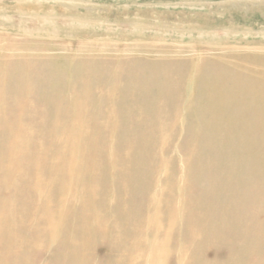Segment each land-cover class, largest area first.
<instances>
[{"label":"rangeland","instance_id":"374dc122","mask_svg":"<svg viewBox=\"0 0 264 264\" xmlns=\"http://www.w3.org/2000/svg\"><path fill=\"white\" fill-rule=\"evenodd\" d=\"M78 1L103 30L33 35L16 29L40 24L0 17V264H264V0H132L150 7L149 26L179 34L129 37L108 29L121 26L104 10L113 0Z\"/></svg>","mask_w":264,"mask_h":264},{"label":"bare ground","instance_id":"6f19581e","mask_svg":"<svg viewBox=\"0 0 264 264\" xmlns=\"http://www.w3.org/2000/svg\"><path fill=\"white\" fill-rule=\"evenodd\" d=\"M87 1V0H86ZM152 1V0H151ZM176 1V0H175ZM247 1V0H246ZM258 1V0H257ZM146 2V1H145ZM148 2V1H147ZM150 2V1H149ZM248 2H249V0H248ZM252 2V1H251ZM82 2L81 1H78V0H4V2H3V4H1L2 6H0V17H2L3 19H8V20H11V19H13V18H16V20H19V21H29V22H31V21H33L34 23H38V24H40V27H31L30 25H28V26H23V27H20V28H18V29H16V31H20V32H26V33H29V34H33V35H39V34H45V35H48V34H64V33H70V34H83V33H92V32H97V31H99V30H103L104 28H105V26H104V23H103V21L102 22H100V21H98V17H100V16H98V17H94V16H92V12H94V8H88L87 6H83V4H81ZM141 3V2H140ZM165 3V2H164ZM232 3V2H231ZM258 3H260V2H258ZM66 4V5H65ZM178 4V3H177ZM198 4V3H197ZM203 4H205V3H203ZM222 4V3H221ZM241 4V3H240ZM247 4V3H246ZM250 4V3H249ZM113 8H108V9H104V10H106L107 12H109V15H111V14H113L112 12H110V11H113V10H115V16H116V19H117V21H118V24H121V26H117V27H115V28H111V27H109L108 29H109V31H111V33L112 34H114L115 36H134V35H144L145 36V34L149 31V29H155V31L157 32V30L159 31V33H170V34H174L175 36L176 35H178L179 34V30L177 31L176 29H169V30H164L160 25H155V26H149L148 24H147V22H146V18H148L149 16H151V14L149 13V10H150V7H148V6H145V5H142V4H138V2H134V1H132V0H113ZM172 5V4H171ZM186 5V4H185ZM217 5H218V3H217ZM242 5V4H241ZM244 5V4H243ZM261 5V4H260ZM116 6V7H115ZM198 6H199V4H198ZM232 6H233V3H232ZM249 6V5H248ZM255 6V5H254ZM208 7V6H207ZM216 7V6H215ZM219 7V6H218ZM225 7V6H224ZM263 7V6H262ZM156 8V7H155ZM158 8V7H157ZM172 8V7H171ZM170 7H168V6H166V9H171ZM175 8V7H174ZM173 8V9H174ZM182 8V7H181ZM230 8V7H229ZM188 9V8H187ZM210 9V8H209ZM236 9H239V8H237L236 7ZM262 9H264V8H262ZM164 10V9H163ZM180 10H182V9H180ZM196 10V9H195ZM221 10V9H220ZM229 10V9H228ZM227 10V11H228ZM235 10V9H234ZM199 11V10H198ZM238 11V10H237ZM247 11V10H246ZM244 12H245V10H244ZM255 12V11H254ZM242 13V12H241ZM94 14H96V13H94ZM106 14V13H105ZM171 15H173L172 13H170ZM231 14V13H230ZM236 14H237V12H236ZM107 15V14H106ZM165 15V14H164ZM163 15V16H164ZM198 15V14H197ZM202 15V14H201ZM201 15H200V17H201ZM204 15V14H203ZM208 15V14H207ZM220 15V14H219ZM233 15V14H232ZM240 15V14H239ZM242 15V14H241ZM250 15H252V14H250ZM167 16H168V14H167ZM213 16H215V15H212V17ZM229 16V15H228ZM235 16V15H234ZM248 16V15H247ZM253 16V15H252ZM263 16V15H262ZM161 17V16H160ZM183 17V16H182ZM205 17V16H204ZM209 17V16H208ZM208 17H206V18H208ZM241 17H243V15L241 16ZM102 18V17H101ZM152 18V17H151ZM165 18V17H164ZM170 18V17H169ZM173 18V17H172ZM218 18V17H217ZM235 18V17H234ZM244 18V17H243ZM255 17H253V19H254ZM162 19V18H161ZM183 19H185V18H183ZM212 19V18H211ZM210 19V20H211ZM225 19V18H224ZM236 19H238L237 17H236ZM263 19H264V17H263ZM58 20H64L65 22L63 23V24H59V25H57V23H56V21H58ZM172 20V19H171ZM177 20V19H176ZM196 20V19H195ZM246 20V19H245ZM167 21H168V19H167ZM205 21V20H204ZM209 21V20H208ZM234 21V20H233ZM237 21V20H236ZM169 22V21H168ZM179 22V21H178ZM199 22H201V21H199ZM203 22V21H202ZM222 22V21H221ZM230 22V21H229ZM182 23V22H181ZM193 23V22H192ZM209 23V22H208ZM231 23H232V21H231ZM127 25V30H122V25ZM163 24V23H162ZM167 24V23H166ZM186 24V23H185ZM195 24H193L192 26H194ZM164 26V25H163ZM186 26V25H185ZM197 26V25H196ZM171 27V26H170ZM195 27V26H194ZM252 27V26H251ZM8 28L10 29V30H13V31H15V28L13 27V26H10V25H8ZM166 28V27H165ZM187 28V27H186ZM229 29H230V27H228ZM237 28V27H236ZM107 29V30H108ZM203 29H205L204 27H203ZM240 29V28H239ZM165 32H164V31ZM196 30V29H195ZM232 30V29H231ZM245 30V29H244ZM247 30V29H246ZM154 31V30H153ZM216 31V30H215ZM214 31V32H215ZM223 31V30H222ZM100 32V31H99ZM184 32V31H183ZM182 32V33H183ZM197 32V31H196ZM196 32H192V31H185V33L184 34H188V33H196ZM200 32H202V31H200ZM226 32V31H225ZM228 32V31H227ZM232 33V32H231ZM244 33V32H243ZM206 34V33H205ZM221 34V33H220ZM225 34V33H224ZM201 35V34H200ZM208 34H206L205 36H207ZM214 35V34H213ZM169 36V35H168ZM171 36V35H170ZM233 36V35H232ZM137 38V37H136ZM182 38V37H181ZM211 38H212V36H211ZM228 39V38H227ZM231 40V39H230ZM229 42V41H228ZM110 44V43H109ZM245 44V43H244ZM243 44V45H244ZM246 44H248V43H246ZM96 45V44H95ZM112 45V44H111ZM135 45H137V44H135ZM238 45V44H237ZM110 46V45H109ZM122 46V45H121ZM152 46H154V45H152ZM151 46V47H152ZM162 46V45H161ZM210 46V45H209ZM128 47V46H127ZM160 47V46H159ZM171 47H173V46H171ZM214 47V46H213ZM104 48V47H103ZM111 48V47H110ZM174 48V47H173ZM136 49H137V47H136ZM144 49V48H143ZM146 49V48H145ZM238 49V48H237ZM247 49V48H246ZM134 50V49H133ZM146 51V50H145ZM172 51H173V49H172ZM240 52V51H239ZM249 52V51H248ZM228 53V52H227ZM231 53V52H230ZM232 53H234V52H232ZM254 53V52H253ZM252 53V54H253ZM251 54V53H250ZM250 54H248V55H250ZM226 55V54H225ZM256 55V54H255ZM254 55V56H255ZM222 56H223V54H222ZM231 56V55H230ZM235 56H237V55H235ZM241 56V55H240ZM243 56V55H242ZM241 56V57H242ZM260 57V56H259ZM61 58V57H60ZM245 57L243 56V58H240L241 59V61H242V59H244ZM252 58V57H251ZM228 59V58H227ZM234 59V58H233ZM247 59V58H246ZM250 59V58H249ZM53 60V59H52ZM57 60V59H56ZM116 60V59H115ZM218 60H219V58H218ZM221 60V59H220ZM54 61V60H53ZM60 61V60H59ZM229 61V60H228ZM244 61V60H243ZM251 61V60H250ZM254 61H256V58L254 59ZM254 61H251V62H253V63H255ZM67 62V61H66ZM65 62V63H66ZM222 62V61H221ZM225 62V61H224ZM247 62H248V60H247ZM250 62V63H251ZM58 63V62H57ZM237 63V62H236ZM103 64H105V63H103ZM252 64V63H251ZM256 64V63H255ZM259 64V63H258ZM69 65V64H68ZM71 65V64H70ZM108 65V64H107ZM253 65V64H252ZM67 66V65H66ZM101 66V65H100ZM100 66H98V67H100ZM213 66H215L214 64H213ZM234 66V65H233ZM232 66V67H233ZM237 66V65H236ZM259 66H261V65H259ZM56 67V66H55ZM58 67H59V65H58ZM115 67H116V64H115ZM248 67H250V66H248ZM70 68V67H69ZM96 68V67H95ZM95 68H93V70L95 69ZM103 68V67H102ZM215 68V67H214ZM227 68V67H226ZM230 68V67H229ZM238 68V67H237ZM253 68V67H252ZM58 69V68H57ZM61 69V68H60ZM115 69V68H114ZM122 69V68H121ZM236 69V68H235ZM242 69H244V68H242ZM246 69V68H245ZM256 69V68H255ZM237 70H239V69H237ZM259 70V69H258ZM96 71V70H95ZM111 71H113L112 69H111ZM232 71H234V69L232 70ZM247 71H248V69H247ZM257 71V70H256ZM13 72V71H12ZM203 72V71H202ZM231 72V71H230ZM259 72V71H258ZM15 73V72H14ZM57 72H55L54 74L55 75H57L56 74ZM87 73V72H86ZM221 73V72H220ZM250 73V72H249ZM54 74H53V76H54ZM201 74V73H200ZM213 74H214V72H213ZM223 74V73H222ZM232 74V73H231ZM234 74H235V72H234ZM233 74V75H234ZM240 74L241 73H238V75L240 76ZM255 74V73H254ZM263 74V73H262ZM38 75V74H37ZM63 75H65V74H62V76ZM94 75H95V73H94ZM219 75V74H218ZM218 75H217V78H218ZM224 75V74H223ZM235 75H237V73L235 74ZM234 75V76H235ZM242 75H243V73H242ZM253 75V74H252ZM39 76H40V74H39ZM49 76V75H48ZM47 76V77H48ZM52 76V77H53ZM68 76V75H67ZM212 76V75H211ZM233 76V77H234ZM262 76V75H261ZM55 77V76H54ZM65 77V76H64ZM63 77V78H64ZM232 77V76H231ZM248 77V76H247ZM212 78V77H211ZM217 78L215 79L216 80V82H219V81H217ZM238 79H240L241 81H242V76H240V77H237ZM253 78V77H252ZM26 79H27V77H26ZM204 79V78H203ZM219 79V78H218ZM235 79V78H234ZM237 79V80H238ZM237 80L236 81H234L235 83L237 82ZM243 80H245V79H243ZM246 80H247V78H246ZM245 80V81H246ZM250 80H251V77H250ZM249 80V81H250ZM261 80V79H260ZM205 81V80H204ZM207 81H209L208 80V78H207ZM227 81H228V79H227ZM255 81H256V79H255ZM255 81H254V83H255ZM233 82V81H232ZM258 82H259V80H257V84L256 85H258ZM264 82V81H263ZM204 83H207V82H204ZM220 83V82H219ZM218 83V84H219ZM68 84V83H67ZM199 84H200V82H199ZM203 84V83H202ZM202 84H200L199 86H201ZM209 84V83H208ZM213 84H215L214 83V80H213ZM222 84V83H221ZM232 84H234V83H232ZM238 84H239V80H238ZM237 84V85H238ZM245 84H247V85H249V83H247V81L245 82ZM253 84V83H252ZM264 84V83H263ZM204 85H207V84H204ZM212 85V84H211ZM211 85H208V86H211ZM229 85V84H228ZM203 86V85H202ZM208 86H205L206 88L208 87ZM218 86V85H217ZM220 86V85H219ZM222 86H224V84L222 85ZM235 86V85H234ZM240 86H242V85H240ZM250 86H251V83H250ZM253 86V85H252ZM251 86V87H252ZM260 86H262L263 87V85H260ZM204 87V86H203ZM204 87V88H205ZM221 87V86H220ZM230 87V86H229ZM239 87V86H238ZM245 87V85H244V82H243V88ZM247 87V86H246ZM245 87V88H246ZM261 87V88H262ZM203 88V93L205 92V89ZM210 88V87H209ZM214 88V87H213ZM223 88V87H222ZM231 88V87H230ZM229 88V89H230ZM239 88H241V87H239ZM245 88L244 89H241V90H245ZM247 88H250V87H247ZM246 88V89H247ZM253 89H249V90H253L254 91V86L252 87ZM264 88V87H263ZM217 89V88H216ZM220 89V88H219ZM233 89V88H232ZM231 89V90H232ZM258 89H259V85H258ZM258 89L256 88V91L255 92H257V93H260L259 91H258ZM221 90H223V89H221ZM236 90H238V88L236 87ZM259 90H261V89H259ZM69 91V90H68ZM225 91V90H224ZM234 92V94H235V90H233ZM250 91V93H252ZM70 92V91H69ZM209 92V91H208ZM208 92H205L204 94L202 93V96L203 95H206V94H209ZM212 92H214L213 90H212ZM241 92V91H240ZM75 93V92H74ZM73 93V94H74ZM217 93V92H216ZM225 93V92H224ZM237 93V92H236ZM243 93V92H242ZM257 93H255V94H257ZM264 93V92H263ZM69 94V93H68ZM72 94V95H73ZM199 94H201V93H199ZM223 94V93H222ZM232 94V93H231ZM239 94H241V93H239ZM245 94V92L242 94V95H244ZM262 94V93H261ZM224 95V94H223ZM263 95V94H262ZM200 97H201V95H199ZM206 96H208V95H206ZM210 96V95H209ZM218 96V95H217ZM233 96V95H232ZM239 96V95H238ZM237 96V97H238ZM245 96H247L246 94H245ZM252 96V95H251ZM264 96V95H263ZM215 97V96H214ZM220 97V96H219ZM225 97V96H224ZM229 97V96H228ZM235 97H236V95H235ZM236 97V98H237ZM247 97H249V96H247ZM259 97V96H258ZM260 97H261V95H260ZM73 98H76V97H73ZM213 98V97H212ZM243 98H245V97H243ZM242 98V99H243ZM251 98V97H250ZM215 99H217V98H215ZM234 99L235 98H233L232 97V101H234ZM239 99H241V98H239ZM210 100H212V99H210ZM218 100V99H217ZM224 100H227V99H224ZM230 100H231V98H230ZM246 99H244L243 101H245ZM253 100H254V97H253ZM202 101V100H201ZM222 101H223V99H222ZM232 101H230L231 103H232ZM235 101H237V100H235ZM243 101L242 102H236L235 104H237V107H238V104L239 103H242V105H243ZM247 101V100H246ZM23 102H25V101H23ZM28 102V101H27ZM209 103H210V101H208ZM215 102H216V100H215ZM214 102V103H215ZM218 102V101H217ZM216 102V103H217ZM226 102H228V100L227 101H225V104H227ZM252 103H253V101H251ZM256 102V101H255ZM211 103H213V102H211ZM214 103L213 104H211V105H213V108H214ZM246 103V102H245ZM247 103H250V102H247ZM218 104V105H217ZM216 105H217V107L219 106L220 107V105H219V102L217 103ZM255 104V103H254ZM254 104H252V105H254ZM28 104H26L25 106H27ZM210 105V106H211ZM223 105H224V103H223ZM233 105V104H232ZM250 105H251V103H250ZM252 105H251V107H252ZM240 106V105H239ZM256 106H257V103H256ZM76 108H77V106H75ZM74 107V108H75ZM216 107V106H215ZM216 107V108H217ZM219 107L217 108V110H219ZM230 107V106H229ZM241 108L243 107V106H240ZM239 107V108H240ZM248 107V106H247ZM27 108V107H26ZM25 108V109H26ZM72 108V107H71ZM95 108V107H94ZM244 108H246V107H244ZM256 108V107H255ZM258 108V107H257ZM262 108H263V106H262ZM82 109V108H81ZM80 109V110H81ZM222 109H223V107H222ZM224 109H225V106H224ZM250 109V108H249ZM27 110V109H26ZM77 110V109H76ZM84 110V109H83ZM213 110H215V109H213ZM242 110H244L243 108H242ZM257 110V109H256ZM212 111V110H211ZM210 111V112H211ZM221 111V110H220ZM238 111V110H237ZM245 111V110H244ZM250 111V110H249ZM253 111H255V110H253ZM251 112V114L252 113H254V115H255V113H256V111L255 112ZM262 111V110H261ZM218 112V111H217ZM227 112V111H226ZM225 112V113H226ZM234 112H236V110H235V108H234ZM241 112V111H240ZM212 113H213V111L211 112V116H212ZM216 112H214V114H215ZM219 113V112H218ZM221 113H222V111H221ZM232 113H233V110H232ZM244 113H246V111L244 112ZM260 113V112H259ZM25 114V113H24ZM75 114V113H74ZM220 114V113H219ZM237 114V113H233V116H235V115ZM239 114V113H238ZM248 114V113H247ZM261 114V113H260ZM222 115V118H223V114H221ZM231 115V114H230ZM229 115V116H230ZM245 115V114H244ZM253 115V116H254ZM263 115V114H262ZM262 115H260V118H262ZM75 116H76V114H75ZM216 116V115H215ZM214 116V117H215ZM218 116V115H217ZM225 116H226V114H225ZM237 116H239V115H237ZM242 116V115H241ZM240 116V117H241ZM252 116V115H251ZM255 116H257V115H255ZM74 117V116H73ZM228 117V116H227ZM243 117H245V119H246V115L245 116H242V118ZM76 118V117H75ZM218 118V117H217ZM231 118H232V116H231ZM237 118V117H236ZM235 118V119H236ZM250 118V117H249ZM248 118V119H249ZM255 118V117H254ZM259 118V117H258ZM258 118H255V119H258ZM264 118V117H263ZM262 118V119H263ZM69 119H71L72 120V118H69ZM78 119H79V117H78ZM77 119V120H78ZM220 119V118H219ZM226 119V118H225ZM228 119H230V117H228ZM228 119H226V121L228 120ZM240 119V118H239ZM239 119H237V120H239ZM244 119V118H243ZM248 119H246V121L248 120ZM20 120V119H19ZM26 120H27V118H26ZM231 120H233V118L232 119H230V122H232L233 123V121H231ZM250 120V119H249ZM264 120V119H263ZM205 121V120H204ZM212 120H210V122H211ZM235 121V120H234ZM244 121V120H243ZM261 121V120H260ZM57 122V121H56ZM70 122V121H69ZM208 122V121H207ZM217 122V121H216ZM219 122V121H218ZM238 122V121H237ZM20 123V122H19ZM68 123V122H67ZM72 123V122H71ZM209 123V122H208ZM224 123V122H223ZM222 123V124H223ZM235 123V122H234ZM241 123H242V121L239 123L240 125H241ZM252 123V122H251ZM250 123V124H251ZM261 123V122H260ZM264 123V122H263ZM6 124V123H5ZM57 124V123H56ZM209 124H212V123H209ZM229 124V123H228ZM237 124V123H236ZM244 122L242 123V126L243 127H241V128H244ZM247 124V123H246ZM245 124V125H246ZM249 124V125H250ZM254 124V123H253ZM258 124V128H259V130L260 129H262V125H261V128L259 127V122L257 123ZM22 125H24V124H22ZM204 125H205V123H204ZM235 125V124H234ZM256 125V124H255ZM19 126H20V124H19ZM25 126V125H24ZM73 126V125H72ZM220 126L222 127V131H223V129H224V127L221 125V123H220ZM220 126L219 127H217V128H220ZM230 126V125H229ZM232 126V125H231ZM18 127V124L16 125V128ZM22 127V126H21ZM206 127H208V125L206 126ZM226 127V126H225ZM240 127V126H239ZM248 127H250V126H248ZM255 127H257V126H255ZM255 127H254V129H255ZM23 128V127H22ZM73 128H75L74 126H73ZM210 128V127H209ZM214 128V127H213ZM229 128H231V127H229ZM233 128V127H232ZM252 128H253V126H252ZM24 129V128H23ZM208 129V128H207ZM216 129V128H215ZM228 129V128H227ZM245 129V128H244ZM244 129H241V130H244ZM18 130V129H17ZM16 130V131H17ZM73 130V129H72ZM234 129H232V131H233ZM237 130V129H236ZM235 130V131H236ZM23 132H24V130H22ZM78 131H79V128H78ZM78 131H77V133H78ZM81 131V130H80ZM79 131V132H80ZM219 131V130H218ZM226 131V129H224V132ZM230 130H227V132H229ZM232 131H230V132H232ZM257 131H258V129H257ZM229 132V133H230ZM239 131H237V133H238ZM242 132V131H241ZM249 132H251V135H253L252 133H253V131H250L249 130ZM264 132V131H263ZM9 133V132H8ZM76 133V132H75ZM73 134H74V132H73ZM79 134H81V133H79ZM222 134H223V132H222ZM233 134V133H232ZM242 134H243V132H242ZM242 134H240V135H242ZM260 134H262L263 135V133H261L260 132ZM11 135V134H10ZM13 135V134H12ZM18 135V134H17ZM234 136H235V133L233 134ZM240 135L238 134V137H240ZM244 135V134H243ZM242 135V136H243ZM256 135H257V133H256ZM20 136H22L23 138H24V135H20ZM82 136V135H81ZM233 136V137H234ZM241 136V137H242ZM258 136H260V135H258ZM257 136V137H258ZM72 137V136H71ZM236 137H237V135H236ZM237 137V138H238ZM254 137V136H253ZM256 137V136H255ZM243 138V140L245 139H247V138H249V136L247 137V138H244V137H242ZM77 139V138H76ZM229 139V138H228ZM233 140H234V138H232ZM236 139V138H235ZM239 139V138H238ZM257 139H260V138H257ZM256 139V140H257ZM55 140V139H54ZM241 140V139H240ZM240 140H238V141H240ZM250 140H251V138H250ZM252 140H254V139H252ZM16 141V140H15ZM70 141V140H69ZM75 140H73V142H74ZM231 140H229V142H230ZM246 141H248V140H246ZM245 141V142H246ZM255 141V140H254ZM253 141V143H255V144H257L256 142H254ZM260 141H261V139H260ZM19 142V141H18ZM71 142V141H70ZM223 142V141H222ZM227 142H228V140H227ZM235 142H236V140H235ZM251 142V141H250ZM21 143H22V140H21ZM53 143V142H52ZM75 143V142H74ZM73 143V144H74ZM76 143H77V141H76ZM261 143H262V141H261ZM16 144V143H15ZM93 144H94V142H93ZM231 144H232V142H231ZM248 144H249V142H248ZM254 144V147L256 146ZM7 145H9V143L7 144ZM95 145V144H94ZM226 145H228V144H226ZM244 145V144H243ZM242 145V146H243ZM250 145H251V143H250ZM264 144L262 143V146H263ZM19 146V145H18ZM17 146V147H18ZM75 146L76 145H74V148H75ZM78 146V145H77ZM97 146V145H96ZM245 146H248V145H246L245 144ZM9 147V146H8ZM68 147H69V145H68ZM79 147V146H78ZM249 147V146H248ZM254 147H253V149H254ZM77 148V147H76ZM80 148V147H79ZM92 148H94V147H92ZM91 148V149H92ZM236 148V147H235ZM242 148V147H241ZM250 148H252V145L250 146ZM12 149V148H11ZM16 149V148H15ZM78 149V148H77ZM87 149V148H86ZM88 149H90V148H88ZM87 149V150H88ZM232 149V148H231ZM249 149V148H248ZM10 150V149H9ZM82 150V149H81ZM94 150V149H93ZM96 150V149H95ZM235 150V149H234ZM239 150V149H238ZM237 150V151H238ZM12 151V150H11ZM241 151H242V149H241ZM258 151V150H257ZM74 152H76V151H74ZM79 152V151H78ZM77 152V153H78ZM90 152V151H89ZM10 153V152H9ZM240 153H242V152H240ZM251 154H252V151L250 152ZM11 154V153H10ZM13 154V153H12ZM88 154V153H87ZM250 154V155H251ZM71 155V154H70ZM75 155H76V153H75ZM78 155V154H77ZM82 155V154H81ZM90 155V154H89ZM88 155V156H89ZM92 155V154H91ZM233 155V154H232ZM242 155V154H241ZM253 155V154H252ZM258 155H259V151H258ZM7 156H9L8 154H7ZM229 156H231V154L229 155ZM263 156V155H262ZM1 157V156H0ZM79 157V156H78ZM91 157V156H90ZM89 157V158H90ZM251 157V156H250ZM256 157H258L257 155H256ZM264 157V156H263ZM3 158V157H2ZM66 158H68V155H67V157ZM75 158V157H74ZM86 158H88L87 156H86ZM92 158V157H91ZM90 158V159H91ZM95 158V157H94ZM234 158V157H233ZM253 158V157H252ZM251 158V159H252ZM7 159V158H6ZM5 159V160H6ZM10 159H11V156H10ZM9 159V160H10ZM82 159V158H81ZM228 159H230V158H228ZM235 159V158H234ZM78 160V159H77ZM84 161H85V159H83ZM83 160H80V161H83ZM92 161H93V159H91ZM97 160V159H96ZM231 160V159H230ZM238 160H241V159H238ZM253 160V159H252ZM2 161V160H1ZM3 161H4V159H3ZM2 161V162H3ZM7 161V160H6ZM67 161V160H66ZM90 161V160H89ZM63 162V161H62ZM77 162V161H76ZM79 162V161H78ZM81 163V162H80ZM91 163V162H90ZM229 163H231V164H233L231 161L229 162ZM235 163H236V161H235ZM3 164V163H2ZM2 164L0 165V166H2ZM65 164V163H64ZM85 164V163H84ZM87 164H89V163H87ZM86 165V164H85ZM238 165V164H237ZM10 166V165H9ZM61 166V165H60ZM68 166V165H67ZM78 166H79V164H78ZM82 166V165H81ZM87 166V165H86ZM243 166H244V163H243ZM62 167V166H61ZM66 167V166H65ZM69 167V166H68ZM80 167V166H79ZM88 167V166H87ZM231 167H233V165L231 166ZM2 168V167H1ZM5 168V167H4ZM6 168H7V166H6ZM10 168V167H9ZM77 168V167H76ZM81 168V167H80ZM241 168H243V167H241ZM3 169V168H2ZM67 169V168H66ZM249 169V168H248ZM255 169V168H254ZM10 170V169H9ZM9 170H7L8 172H9ZM14 170V169H13ZM69 170H71V169H69ZM82 170H84V169H82ZM242 170V169H241ZM3 171H6V170H3ZM6 171V172H7ZM25 171H27V170H25ZM78 171V170H77ZM91 171V170H90ZM236 170H234V172H235ZM7 172V173H8ZM72 171H70V173H71ZM241 172V171H240ZM0 173H1V171H0ZM30 173V172H29ZM28 173V174H29ZM60 173H61V171H60ZM73 173H74V171H73ZM78 173V172H77ZM16 174V173H15ZM81 174V173H80ZM89 175H90V172H89ZM238 175V174H237ZM252 175V174H251ZM263 175V174H262ZM5 176V175H4ZM15 176V175H14ZM73 176V175H72ZM71 176V177H72ZM80 177H81V175H79ZM82 176H83V174H82ZM88 176V175H87ZM24 177V176H23ZM78 177V176H77ZM80 177H79V179H80ZM17 178H19V177H17ZM74 177H72V179H73ZM7 179V178H6ZM54 179V178H53ZM84 179H86V176H85V178ZM8 180V179H7ZM14 180V179H13ZM24 180V179H23ZM31 180V179H30ZM82 180L83 179H81V181L80 182H82ZM1 181H4V180H1ZM76 181H77V179H76ZM5 182H8V181H5ZM29 182V181H28ZM9 183H11V182H9ZM2 184V183H1ZM259 184V183H258ZM28 185V184H27ZM263 185V184H262ZM22 186V185H21ZM38 186V185H37ZM62 186V185H61ZM15 187V186H14ZM20 187V186H19ZM52 187V186H51ZM59 187V186H58ZM58 187H56V188H58ZM22 188V187H21ZM31 188V187H30ZM62 188V187H61ZM68 188H70L69 186H68ZM75 188V187H74ZM239 188V187H238ZM263 188V187H262ZM20 189V188H19ZM23 189V188H22ZM51 190V189H50ZM62 190V189H61ZM66 190V189H65ZM83 190V189H82ZM21 191V190H20ZM32 191V190H31ZM52 191V190H51ZM54 191H55V189H54ZM79 191V190H78ZM89 191V190H88ZM18 192V191H17ZM37 192H38V190H37ZM53 192V191H52ZM58 192H60L59 190H58ZM68 192H70L69 190H68ZM33 193V192H32ZM55 193V192H54ZM63 193V192H62ZM61 193V194H62ZM77 193V192H76ZM79 193V192H78ZM253 193V192H252ZM34 194V193H33ZM70 194V193H69ZM34 195H36V194H34ZM83 195V194H82ZM28 196H29V194H28ZM32 196V195H31ZM37 196V195H36ZM71 196V195H70ZM79 195H77V197H78ZM84 196H86V195H84ZM84 196H82V197H84ZM15 197H17V196H15ZM14 197V198H15ZM30 197V196H29ZM73 197V196H72ZM76 197V198H77ZM19 198H20V195H19ZM32 198H34L33 196H32ZM155 198H156V196H155ZM257 198V197H256ZM21 199L22 198H20V201H21ZM36 199V198H35ZM73 199V198H72ZM34 200V199H33ZM81 200V199H80ZM79 200V201H80ZM85 200V199H84ZM90 200H91V198H90ZM26 201V200H25ZM29 201V200H28ZM77 201V200H76ZM255 201H257V199L255 200ZM255 201H254V204H255ZM253 202V201H252ZM34 203H36V202H34ZM33 203V204H34ZM68 203V202H67ZM71 203V202H70ZM80 203V202H79ZM12 204V203H11ZM21 205H22V202L20 203ZM32 204V205H33ZM39 204V203H38ZM37 204V205H38ZM42 205V204H41ZM75 205V204H74ZM1 206V205H0ZM11 206V205H10ZM24 206V205H23ZM35 206V205H34ZM21 207V206H20ZM29 207V206H28ZM40 207V206H39ZM74 207V206H73ZM24 208V207H23ZM56 208V207H55ZM10 209H11V207H10ZM31 209H32V206H31ZM33 209H35L34 207H33ZM37 209V208H36ZM57 209V208H56ZM74 209V208H73ZM12 210V209H11ZM50 210V209H49ZM75 210V209H74ZM228 211V210H227ZM8 211H6V213H7ZM30 212V211H29ZM54 212V211H53ZM53 212H51V213H53ZM57 212V211H56ZM232 212V211H231ZM23 213V212H22ZM31 213H33V211L31 212ZM35 213H36V211H35ZM45 213V212H44ZM44 213H40V216H42V214L43 215H45ZM50 213V212H49ZM48 213V214H49ZM59 214H61V212H58ZM48 214H46L43 218H45ZM10 215V214H9ZM73 215V217L75 216L74 215V213L72 214ZM90 215H91V213H90ZM240 215V214H239ZM239 215H237V217L239 216ZM27 216H28V214H27ZM49 216H51V215H49ZM233 216V215H232ZM253 216V215H252ZM38 217V216H37ZM36 217V218H37ZM48 217V216H47ZM179 217V216H178ZM249 218H250V216H248ZM9 218L11 219V217L9 216ZM42 218V219H43ZM56 218V217H55ZM83 218V217H82ZM25 219V218H24ZM65 219V218H64ZM68 219V218H67ZM75 219V218H74ZM226 219H227V217H226ZM6 220V219H5ZM18 220H21V219H18ZM32 220V219H31ZM38 220H39V218H38ZM48 220H50V218L48 219ZM59 220H60V218H59ZM236 220V219H235ZM245 220V219H244ZM247 220V219H246ZM251 220V219H250ZM3 222H4V220H2ZM24 221V220H23ZM35 221V220H34ZM42 221V220H41ZM45 221H46V218H45ZM227 221V220H226ZM252 221V220H251ZM11 222V221H10ZM27 222V221H26ZM30 221H28V223H29ZM38 222H40V221H38ZM43 222H44V220H43ZM42 222V223H43ZM48 222V221H47ZM54 222H55V220H54ZM64 222H65V220H64ZM180 222V221H179ZM224 222V221H223ZM228 222V221H227ZM232 222V221H231ZM255 222V221H254ZM2 223V222H1ZM7 223V222H6ZM20 223H22L21 221H20ZM37 223V222H36ZM51 223V222H50ZM61 223H63V222H61ZM207 223H208V221H207ZM9 224V223H8ZM15 224V223H14ZM30 224V223H29ZM33 224H34V222H33ZM44 224H46L45 222H44ZM43 224V227L45 226ZM52 224V223H51ZM232 224V223H231ZM250 224V223H249ZM253 224V223H252ZM4 225H5V223H4ZM47 225H48V223H47ZM58 225V224H57ZM62 225H64V223L62 224ZM65 225H67V223H65ZM264 225V224H263ZM22 226V225H21ZM25 226H26V224H25ZM50 226V225H49ZM48 226V227H49ZM53 226V225H52ZM51 226V227H52ZM87 226V225H86ZM206 226H207V224H206ZM253 226V225H252ZM257 226V225H256ZM262 226V225H261ZM11 227V226H10ZM15 227V226H14ZM14 227L12 228V229H14ZM48 227H46V228H48ZM65 227V226H64ZM66 227H68V225L66 226ZM180 227V226H179ZM182 227V226H181ZM213 227V226H212ZM229 227V226H228ZM259 227V226H258ZM33 228V227H32ZM40 228V227H39ZM207 228V227H206ZM205 228V229H206ZM222 228V227H221ZM224 228V227H223ZM261 228V227H260ZM263 228H264V226H263ZM29 229V228H28ZM36 229V228H35ZM49 229V228H48ZM57 229H58V227H57ZM60 229H62V228H60ZM65 229V228H64ZM67 229V228H66ZM66 229H65V231H66ZM227 229H229V228H227ZM226 229V230H227ZM232 229V228H231ZM255 229H257V228H255ZM34 230V229H33ZM50 230V229H49ZM53 230V229H52ZM211 230V229H210ZM252 230V229H251ZM254 230V229H253ZM259 230V229H258ZM260 230H262V229H260ZM38 231H39V229H38ZM43 231V230H42ZM62 231V230H61ZM68 231H69V228H68ZM205 231V230H204ZM207 231V230H206ZM227 231H229L230 232V230H227ZM247 231V230H246ZM263 231V230H262ZM41 232V231H40ZM51 232H53V231H51ZM57 232V231H56ZM72 232H73V230H72ZM71 232V233H72ZM195 232H196V230H195ZM213 232V231H212ZM255 232H257V231H255ZM42 233H44V232H42ZM41 233V234H42ZM62 233V232H61ZM60 233V234H61ZM69 233V232H68ZM74 233V232H73ZM218 233V232H217ZM237 233V232H236ZM258 233V232H257ZM27 234V233H26ZM40 234V233H39ZM38 234V235H39ZM45 234V233H44ZM56 234V233H55ZM211 234V233H210ZM215 234V233H214ZM256 234V233H255ZM260 234H261V232H260ZM14 235V234H13ZM37 235V236H38ZM53 235V234H52ZM76 235L78 236V234L76 233ZM175 235V234H174ZM230 235V234H229ZM246 235V234H245ZM244 235V236H245ZM247 235H248V233H247ZM25 236H27V235H25ZM29 236V235H28ZM45 236H46V234H45ZM49 236V235H48ZM181 236V235H180ZM205 236V235H204ZM203 236V237H204ZM215 236V235H214ZM259 237L258 236V234L257 235H255V237ZM14 237V236H13ZM61 237V236H60ZM67 237V236H66ZM72 237V236H71ZM196 237V236H195ZM203 237H201L200 236V238H202L203 239ZM223 237V236H222ZM237 237V236H236ZM260 237H261V235H260ZM28 238H30V237H28ZM52 238V237H51ZM51 238H49V239H51ZM55 239H56V237H54ZM62 238H63V241H64V239H66V238H64L63 237V234H62ZM62 238L61 239H58V240H62ZM73 238H75V235H74V237ZM147 238V237H146ZM209 238V237H208ZM211 238V237H210ZM218 238V237H217ZM31 239V238H30ZM43 239H44V235H43ZM158 239V238H157ZM223 239H224V237H223ZM254 239V238H253ZM252 239V241H254ZM13 240H14V238H13ZM16 240V239H15ZM14 240V241H15ZM35 240H37V238H36V236H35ZM45 240V239H44ZM73 240H75V239H73ZM175 240V239H174ZM204 240V239H203ZM208 240V239H207ZM215 240V239H214ZM220 240V239H219ZM256 240H258V239H256ZM260 240V239H259ZM259 240L258 241H256V242H259ZM21 241V240H20ZM39 241V240H38ZM48 241V240H47ZM66 241V240H65ZM187 241V240H186ZM200 241H201V239H200ZM211 241H212V239H211ZM250 241V240H249ZM32 242V241H31ZM53 242V241H52ZM59 242H61V241H59ZM120 242V241H119ZM189 242V241H188ZM209 242V241H208ZM215 242H216V240H215ZM215 242H214V246H215ZM248 242V241H247ZM246 242V243H247ZM255 242V243H256ZM13 243H16V242H13ZM12 243V244H13ZM34 243V242H33ZM33 243H32V245H33ZM66 243V242H65ZM148 243V242H147ZM170 243H171V241H170ZM179 243V242H178ZM181 243V242H180ZM179 243V244H180ZM204 243V242H203ZM213 243V242H212ZM224 243V242H223ZM222 243V244H223ZM229 243V242H228ZM231 243V242H230ZM25 244V243H24ZM35 244V243H34ZM48 244V243H47ZM54 244H55V242H54ZM59 244V243H58ZM61 244V243H60ZM199 244V243H198ZM208 244V243H207ZM210 244V243H209ZM217 244V243H216ZM244 244V243H243ZM257 244V243H256ZM20 245H21V243H20ZM27 245H29V244H27ZM26 245V246H27ZM37 245V244H36ZM38 245H40V244H38ZM13 246H14V244H13ZM55 246L57 247V245L55 244ZM61 246V245H60ZM181 246V245H180ZM180 246H178V247H180ZM204 246V244L203 245H200V247H199V245H198V247L201 249L202 247ZM258 245H256V247H257ZM7 247V246H6ZM9 247V246H8ZM11 247V246H10ZM35 247V246H34ZM33 247V248H34ZM39 247H41V245L39 246ZM150 247V246H149ZM170 247V246H169ZM14 248V247H13ZM19 248V247H18ZM36 248V247H35ZM53 248H55V247H53ZM216 248H217V246H216ZM255 248V247H254ZM258 248H259V246H258ZM9 249V248H8ZM11 249V248H10ZM24 249V248H23ZM22 249V250H23ZM29 249V248H28ZM37 249V248H36ZM47 249H51V248H47ZM88 249V248H87ZM91 249V248H90ZM215 249V248H214ZM256 250H257V248H255ZM97 250V249H96ZM105 250H106V248H105ZM201 250H203V249H201ZM221 250V249H220ZM246 250H247V248L244 250L245 252H246ZM6 251V250H5ZM24 251V250H23ZM22 251V252H23ZM26 251V250H25ZM80 251V250H79ZM217 251V250H216ZM250 250L248 249L247 250V252H249ZM26 252H28V250L26 251ZM49 252V251H48ZM51 252V251H50ZM77 252V251H76ZM93 252H94V250H93ZM93 252H92V254H93ZM221 252V251H220ZM252 252V253H251ZM248 255H252L253 254V251H251ZM256 252V251H255ZM264 252V251H263ZM263 252H262V254H263ZM16 253H17V251H16ZM15 253V254H16ZM89 253V252H88ZM239 253V252H238ZM258 253V252H257ZM14 254V253H13ZM18 254V253H17ZM16 254V255H17ZM47 254V253H46ZM77 254V253H76ZM148 254V256H149V253H147ZM217 254V253H216ZM240 254V253H239ZM238 254V256L240 257V255ZM15 255V256H16ZM18 255H21V254H18ZM18 255H17V257H18ZM28 255V254H27ZM27 255H25L26 257H27ZM66 255H67V252H66ZM107 255V254H106ZM218 255H219V253H218ZM15 256H14V258H15ZM176 256H177V254H176ZM198 256V255H197ZM247 255L245 254L244 255V257H246ZM1 257V256H0ZM3 257V256H2ZM21 257V256H20ZM19 257V258H20ZM139 257V256H138ZM243 257V256H242ZM243 257V258H244ZM259 257H260V253H259ZM23 258H25V257H23ZM80 258V257H79ZM92 258V257H91ZM200 258V257H199ZM13 259V258H12ZM17 259V258H16ZM21 259V258H20ZM27 259V258H26ZM83 259V258H82ZM93 259V258H92ZM141 259V258H140ZM170 259H172V258H170ZM247 259H248V257H247ZM258 259H260V258H258ZM262 259H264V258H262ZM11 260V259H10ZM19 260V259H18ZM22 260H24V259H22ZM91 260V259H90ZM174 260V259H173ZM199 260V259H198ZM9 261V260H8ZM16 261V260H15ZM26 261V260H25ZM92 261V260H91ZM94 261V260H93ZM17 262V261H16ZM23 262V261H22ZM202 262V264H203V261H201ZM200 262V263H201ZM11 263H12V261H11ZM20 263V262H19ZM47 263V262H46ZM82 263H83V261H82ZM87 263V262H86ZM217 263V261L215 262V264ZM232 263V262H231ZM240 263H242L241 261H240ZM7 264V263H6ZM53 264V263H52ZM104 264V263H103ZM181 264V263H180ZM205 264V263H204ZM223 264V263H222ZM243 264H244V262H243ZM259 264V263H258ZM260 264H262L261 263V261H260Z\"/></svg>","mask_w":264,"mask_h":264}]
</instances>
